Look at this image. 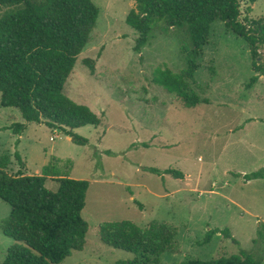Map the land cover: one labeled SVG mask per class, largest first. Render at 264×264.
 I'll return each instance as SVG.
<instances>
[{
	"label": "rangeland",
	"instance_id": "374dc122",
	"mask_svg": "<svg viewBox=\"0 0 264 264\" xmlns=\"http://www.w3.org/2000/svg\"><path fill=\"white\" fill-rule=\"evenodd\" d=\"M92 1L99 10L96 24L64 87L70 99L100 118L98 125L73 129L87 143L76 144L44 123L25 122L16 134L7 126L24 122L20 112L0 106V164L8 173L47 170L46 186L52 190L57 188L53 176L89 182L81 211L88 224L84 246L60 264L132 259L131 252L100 239L102 222L122 220L140 227L166 224L175 231L171 248L158 263L147 264L207 260L240 250L251 251L264 264V246L257 238L264 223V177H244L264 168V76L246 88L254 74L246 41L223 22L212 25L199 67L187 78L189 87L208 101L185 107L151 80L156 67L184 69V31L157 27L138 53L133 50L137 33L125 21L134 0ZM239 2L240 20L264 15V0ZM258 51L264 63V44ZM165 169L184 177L162 173ZM9 212L0 199V262L14 242L2 231ZM215 227L228 228L236 241L215 233L204 242Z\"/></svg>",
	"mask_w": 264,
	"mask_h": 264
},
{
	"label": "trees",
	"instance_id": "16d2710c",
	"mask_svg": "<svg viewBox=\"0 0 264 264\" xmlns=\"http://www.w3.org/2000/svg\"><path fill=\"white\" fill-rule=\"evenodd\" d=\"M1 9L0 106L18 109L24 120L7 128L20 135L25 122L44 123L62 130L72 142L86 144L87 139L73 129L98 125L100 118L88 106L70 99L64 87L89 41L98 7L92 0H0ZM250 10L247 6L246 11ZM240 13L239 0H134L125 21L137 33L133 50L138 53L157 27L163 32L170 28L184 31L186 41L180 46L184 69L177 73L156 67L151 80L180 98L185 107H194L208 100L189 87L187 78L194 77L199 67L197 58L215 22H223L248 45L254 74L246 88L264 76V63L258 60L259 46L264 44V15L245 16L243 21ZM16 157L19 159V154ZM148 170L160 173L154 167ZM162 173L184 177L175 169ZM244 177L263 178L264 168ZM48 179L47 170L25 174L18 169L16 174H10L0 164V199L10 206L2 231L14 241L0 264H60L72 250L83 248L88 224L81 211L88 180L53 176L57 188L52 190L46 186ZM215 233L236 241L228 228L215 227L207 231L204 242H209ZM99 235L105 244L133 254L132 259L117 264H147L158 263L159 257L171 248L175 231L166 224L140 227L122 220L102 222ZM257 238L264 246V223L257 230ZM261 260L251 251L240 250L207 260L186 259L179 264H260Z\"/></svg>",
	"mask_w": 264,
	"mask_h": 264
},
{
	"label": "crops",
	"instance_id": "0c3cea01",
	"mask_svg": "<svg viewBox=\"0 0 264 264\" xmlns=\"http://www.w3.org/2000/svg\"><path fill=\"white\" fill-rule=\"evenodd\" d=\"M9 126V125H8Z\"/></svg>",
	"mask_w": 264,
	"mask_h": 264
}]
</instances>
